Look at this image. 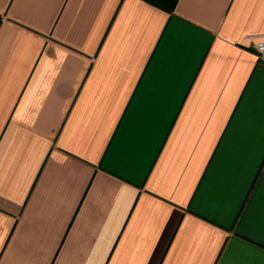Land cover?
Wrapping results in <instances>:
<instances>
[{
	"label": "crops",
	"instance_id": "0c3cea01",
	"mask_svg": "<svg viewBox=\"0 0 264 264\" xmlns=\"http://www.w3.org/2000/svg\"><path fill=\"white\" fill-rule=\"evenodd\" d=\"M264 0H0V264H264Z\"/></svg>",
	"mask_w": 264,
	"mask_h": 264
},
{
	"label": "built area",
	"instance_id": "2783aa9c",
	"mask_svg": "<svg viewBox=\"0 0 264 264\" xmlns=\"http://www.w3.org/2000/svg\"><path fill=\"white\" fill-rule=\"evenodd\" d=\"M254 47L259 58L264 61V41L256 42Z\"/></svg>",
	"mask_w": 264,
	"mask_h": 264
}]
</instances>
